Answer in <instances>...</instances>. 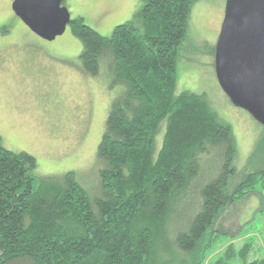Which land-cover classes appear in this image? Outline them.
Here are the masks:
<instances>
[{"label": "trees", "instance_id": "1", "mask_svg": "<svg viewBox=\"0 0 264 264\" xmlns=\"http://www.w3.org/2000/svg\"><path fill=\"white\" fill-rule=\"evenodd\" d=\"M197 1L141 0L134 17L109 37L81 17L70 21L83 47L82 73H105L110 87L119 86L97 146L99 197L91 198L72 171L37 182L35 158L5 148L0 137V264H231L237 258L264 264V257L247 262L249 242L238 249L230 243L207 261L215 220L258 183L264 186V167L232 186L231 127L219 122L204 95L176 91L177 61ZM212 151L222 158L218 174L199 189L195 214L173 219L174 203Z\"/></svg>", "mask_w": 264, "mask_h": 264}, {"label": "rangeland", "instance_id": "2", "mask_svg": "<svg viewBox=\"0 0 264 264\" xmlns=\"http://www.w3.org/2000/svg\"><path fill=\"white\" fill-rule=\"evenodd\" d=\"M13 0H0V137L5 148L26 152L36 161L33 174L42 176L74 172L91 198L99 197L97 146L111 99L119 86L110 87L105 73H82L81 41L71 24L54 40L35 35L11 10ZM225 0H199L191 8L186 41L177 61L176 91L204 95L220 123L228 124L235 139L232 186L249 172L264 167V133L245 110L232 105L221 90L214 71V49L223 19ZM71 20L109 37L115 26L131 20L141 0H63ZM162 132L156 136L160 147ZM200 160L195 184L174 203L172 218L196 212L199 189L218 174L220 153L212 151ZM198 190V191H197ZM171 218V219H172ZM207 253L214 261L228 244L252 248L247 262L264 257V186L229 204L219 214ZM207 263V262H206ZM205 263V264H206ZM231 264H242L235 259Z\"/></svg>", "mask_w": 264, "mask_h": 264}, {"label": "water", "instance_id": "3", "mask_svg": "<svg viewBox=\"0 0 264 264\" xmlns=\"http://www.w3.org/2000/svg\"><path fill=\"white\" fill-rule=\"evenodd\" d=\"M62 2L13 0L11 10L35 35L51 41L71 21ZM214 71L232 105L264 128V0H225Z\"/></svg>", "mask_w": 264, "mask_h": 264}]
</instances>
